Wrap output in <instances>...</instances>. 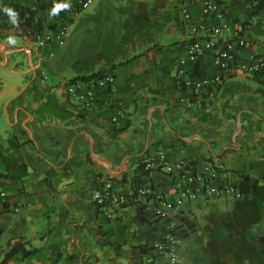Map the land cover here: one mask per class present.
Masks as SVG:
<instances>
[{"label": "crops", "instance_id": "0c3cea01", "mask_svg": "<svg viewBox=\"0 0 264 264\" xmlns=\"http://www.w3.org/2000/svg\"><path fill=\"white\" fill-rule=\"evenodd\" d=\"M113 1L96 0L89 10L116 9ZM214 1L229 21L244 23L245 37L255 43L238 50V59L262 54L264 4ZM49 2L57 0H0V6L17 4L40 17L41 3ZM130 2L139 6L135 36L142 48L133 54L116 50L84 67H75L64 49L69 35L62 44L25 40L16 29L22 23L18 12L8 9L18 22L10 17L9 29L0 34V191L8 195L0 213V264H170L167 257L147 259L151 241L168 228L148 211L153 196L170 197L184 183L178 173L145 168L161 155L185 174L217 173L220 183L237 185L250 202L256 187L264 191V85L232 66L216 86L187 88L191 76L218 73L212 53L201 55L189 76L178 73L187 44L203 35L192 30L206 16L203 0ZM55 22L49 15L42 31ZM229 38L222 32L214 40L224 46ZM99 70L116 77V90L103 91L89 108L72 102L66 85ZM107 182L115 193L136 197L99 204L94 193ZM261 199L264 215V193ZM185 216L190 225L197 220L195 213ZM14 246L19 250L6 258Z\"/></svg>", "mask_w": 264, "mask_h": 264}, {"label": "built area", "instance_id": "2783aa9c", "mask_svg": "<svg viewBox=\"0 0 264 264\" xmlns=\"http://www.w3.org/2000/svg\"><path fill=\"white\" fill-rule=\"evenodd\" d=\"M25 2L27 0H20ZM96 0H70V7L66 9V17L63 22L52 30L28 32L25 40H32L38 44H48L54 40L64 43L71 32V25L85 11L89 10ZM135 2H149L151 0H130ZM260 5L264 0H255ZM205 18L193 24L194 33L202 32L200 40H195L187 44L185 54L179 59V76L188 75L187 69L195 64L204 53H212L214 66L218 73L211 76L202 75L199 78H188L185 81L187 88L194 91H201L205 86H216L223 81L222 73L232 66L238 67L245 74L254 75L264 71V52L262 54L252 53L250 61L240 60L237 51L240 49L252 48L255 43L244 35L245 25L241 21H229L225 13V7L214 0H203ZM185 19L189 20L191 15L187 7L184 11ZM254 16V13L253 15ZM208 17L218 24H210ZM222 32L231 34L224 46H218L214 40ZM189 76V75H188ZM116 77L112 74H103L90 79H75L66 85V93L70 100L84 107H91L99 99L103 91L114 92L116 90ZM121 115V110L113 116L115 122ZM161 167L169 174L178 173L182 176L184 183L176 187V192L172 196H165L162 193L154 194L153 203L148 211L157 219L167 221L168 228L161 236L154 238L147 250V259L153 262L157 257H167L170 264H178L179 258L176 250L175 230L178 222L175 219L176 211L181 207L193 204L200 198L223 199L235 198L243 199L245 194L241 189L230 182L220 183L219 175L213 173L204 175L200 173H186L183 167H176L169 163L166 155H161L157 159H149L145 162L146 169ZM94 200L101 205L107 203L124 204L134 199V193H115L110 182L105 183L102 190L94 193ZM8 195L5 191H0V213L7 210ZM18 211V209H17Z\"/></svg>", "mask_w": 264, "mask_h": 264}, {"label": "rangeland", "instance_id": "374dc122", "mask_svg": "<svg viewBox=\"0 0 264 264\" xmlns=\"http://www.w3.org/2000/svg\"><path fill=\"white\" fill-rule=\"evenodd\" d=\"M113 4L116 9H100L94 14L87 10L71 25L64 49L75 67L94 65L96 58H105L116 50L133 54L142 48L144 43L138 44L135 36L138 4L127 0H115ZM263 193L256 187L254 202L247 195L243 199H206L176 214L178 264H264ZM191 212L197 219L192 225L185 216ZM186 226H191L188 233ZM189 233L196 236L188 237Z\"/></svg>", "mask_w": 264, "mask_h": 264}, {"label": "trees", "instance_id": "16d2710c", "mask_svg": "<svg viewBox=\"0 0 264 264\" xmlns=\"http://www.w3.org/2000/svg\"><path fill=\"white\" fill-rule=\"evenodd\" d=\"M70 0H57V2H49V3H41L40 10H41V16L37 17V14L34 10L31 9H25L24 7H21L17 4H3L0 6V34L7 31L9 29L8 20L10 19V15L7 13L6 10L13 9L16 10L19 14V17L22 20V23H19L16 27L18 34L20 36H25L28 32H37L42 31L44 28V20L51 15V10L57 3H69ZM53 16V15H52ZM56 22L55 25L52 26V28L57 27V24L66 17V9L61 10L58 14L55 16ZM104 70H99L97 73H94L89 76H83L81 79H90L96 76H99L101 72ZM254 79L264 85V71L257 72L254 74ZM184 89V87L182 88ZM208 92H205L203 96H207ZM198 98L197 95H191V100H196ZM18 246H14L10 249L9 252L6 254V258H9L14 253H16L19 249ZM29 254L25 253V256Z\"/></svg>", "mask_w": 264, "mask_h": 264}, {"label": "clouds", "instance_id": "9594fccd", "mask_svg": "<svg viewBox=\"0 0 264 264\" xmlns=\"http://www.w3.org/2000/svg\"><path fill=\"white\" fill-rule=\"evenodd\" d=\"M70 7V4L67 3V2H64V3H57L55 4V6L52 8L51 10V15L55 16L56 14H58L61 10H64V9H68ZM8 11L10 17H11V22L13 24H16L18 21H17V17H16V13L11 11V10H6ZM16 40L15 38L13 37H9L8 38V43L9 44H16Z\"/></svg>", "mask_w": 264, "mask_h": 264}]
</instances>
